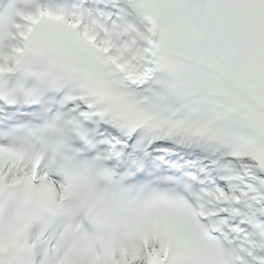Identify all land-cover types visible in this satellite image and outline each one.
<instances>
[{"label":"snow or ice","instance_id":"6c2138e0","mask_svg":"<svg viewBox=\"0 0 264 264\" xmlns=\"http://www.w3.org/2000/svg\"><path fill=\"white\" fill-rule=\"evenodd\" d=\"M0 12V264H264V0Z\"/></svg>","mask_w":264,"mask_h":264}]
</instances>
